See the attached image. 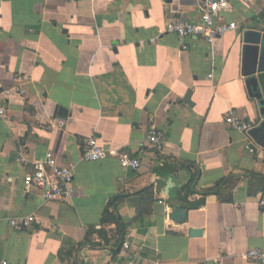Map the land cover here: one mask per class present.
Returning a JSON list of instances; mask_svg holds the SVG:
<instances>
[{
  "label": "crops",
  "instance_id": "crops-1",
  "mask_svg": "<svg viewBox=\"0 0 264 264\" xmlns=\"http://www.w3.org/2000/svg\"><path fill=\"white\" fill-rule=\"evenodd\" d=\"M227 2L221 18L238 28L211 42L187 38L182 49L166 24L198 20L195 0H0V89L27 76L0 118V264H126L119 234L138 264H257L245 253L264 247V148L224 117L230 108L259 117L241 70L245 32L262 31L264 5ZM151 120L165 134L161 151L145 141ZM90 136L139 168L112 154L84 160ZM48 151L73 172L67 200L24 187ZM30 214L39 223L26 230L9 223Z\"/></svg>",
  "mask_w": 264,
  "mask_h": 264
},
{
  "label": "built area",
  "instance_id": "built-area-1",
  "mask_svg": "<svg viewBox=\"0 0 264 264\" xmlns=\"http://www.w3.org/2000/svg\"><path fill=\"white\" fill-rule=\"evenodd\" d=\"M195 2L200 14L198 20L190 21L186 18H179L170 20L166 24V31L176 34L182 41V49H186L188 46L186 42L187 38L197 37L211 42L216 37L238 28L236 21L223 20L221 18L220 13L229 8L227 0H195ZM262 2L264 5V0ZM260 9H262L260 11L263 16L262 31H264V7ZM11 81L14 82L13 86L0 89V118H4L7 114L5 100L12 90L19 93L24 92L27 76L22 73H16L11 77ZM224 120L228 126L241 132H247L254 126L252 122L240 117L232 108L227 111ZM57 125L62 126L63 121L58 120L56 123L49 122L44 125V128L51 129ZM145 141L147 146L154 151H161L164 147L165 134L155 125L153 120L150 121ZM109 154L117 156L119 164L123 168L136 170L140 166V161L136 157H131L123 152H116L114 150L108 151L102 148L93 136L85 139L81 156L84 160L99 161ZM18 160L24 162L21 152L18 154ZM72 182V170L67 166L59 164L51 151L46 152L42 159L33 161L31 170L23 177L24 187L26 189L37 190L45 201H63L73 196L75 188ZM234 204L235 206H242L244 202ZM258 205L264 208V196L260 198ZM9 223L15 230L22 231L30 228L35 223H39V220L34 214H30L13 217L9 220ZM119 237L121 238L119 253L125 258L126 264H138L136 257L131 253L129 241L123 239L121 234H119ZM245 257L257 264H264V247L248 250L245 253ZM3 264H6V262H3Z\"/></svg>",
  "mask_w": 264,
  "mask_h": 264
},
{
  "label": "water",
  "instance_id": "water-1",
  "mask_svg": "<svg viewBox=\"0 0 264 264\" xmlns=\"http://www.w3.org/2000/svg\"><path fill=\"white\" fill-rule=\"evenodd\" d=\"M241 73L247 93L254 100L259 116L247 134L257 145L264 148V31L251 29L245 32ZM188 95L189 93L185 101L191 107ZM60 109V112L64 113L63 109ZM164 183L168 191L173 184V177L168 176ZM176 185L180 186V182ZM171 216L179 221L185 216V210L175 211ZM189 233L196 235L200 234L201 230L189 229Z\"/></svg>",
  "mask_w": 264,
  "mask_h": 264
},
{
  "label": "trees",
  "instance_id": "trees-1",
  "mask_svg": "<svg viewBox=\"0 0 264 264\" xmlns=\"http://www.w3.org/2000/svg\"><path fill=\"white\" fill-rule=\"evenodd\" d=\"M195 179H196V177L195 176H193V177H191L190 178V181H189V183H188V186H192V185H194L195 184ZM122 197H115V199L114 200H112L111 202H109V204L106 206V208H107V210H112V211H115L116 210V205H117V202H118V200H120ZM203 203V200H200V201H198V203H194V204H192V206L194 207H197L198 205H200V204H202ZM117 225V230L121 233L122 231H123V228H124V225H123V223L122 222H118V223H116ZM97 231V230H96ZM92 232H90L89 231V236H90V234H91ZM97 234H99V236H101L102 238H105V235H103L102 234V232L101 231H97Z\"/></svg>",
  "mask_w": 264,
  "mask_h": 264
}]
</instances>
